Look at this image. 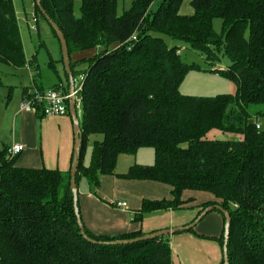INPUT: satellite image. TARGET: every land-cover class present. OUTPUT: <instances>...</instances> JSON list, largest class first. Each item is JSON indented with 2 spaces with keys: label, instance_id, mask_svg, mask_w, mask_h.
<instances>
[{
  "label": "trees",
  "instance_id": "obj_1",
  "mask_svg": "<svg viewBox=\"0 0 264 264\" xmlns=\"http://www.w3.org/2000/svg\"><path fill=\"white\" fill-rule=\"evenodd\" d=\"M120 1L82 0L77 17L74 0H42L66 38L75 86L83 83L77 186L85 178L97 190L102 176L115 175L120 155L152 148L153 165H134L122 177L167 185L171 196L144 200L135 220L191 207L196 198L187 199V192L211 195V201L196 205L198 216L210 206L229 212V264H264V130L257 121L264 112L250 111L264 105V0H190L192 15L180 12L186 0H160L153 11L157 0H137L119 16ZM36 2V16L48 22ZM218 19L220 33L214 28ZM165 37L213 64L226 57L228 66L213 72L234 82L236 93L183 95L185 77L201 69L186 63L182 48L169 47ZM90 50L98 52L72 61L75 53ZM0 62L14 68L27 64L14 0H0ZM213 131L237 137L210 138ZM96 135L103 140L94 142L85 166L87 141ZM8 149L0 151V264H173L169 236L105 245L146 234L98 236L82 220L97 244L85 239L71 171L18 167V156L9 157ZM224 230L219 238L199 237L218 241L223 253Z\"/></svg>",
  "mask_w": 264,
  "mask_h": 264
},
{
  "label": "crops",
  "instance_id": "obj_2",
  "mask_svg": "<svg viewBox=\"0 0 264 264\" xmlns=\"http://www.w3.org/2000/svg\"><path fill=\"white\" fill-rule=\"evenodd\" d=\"M97 52L98 50H90L75 53L72 61L89 59ZM55 72L59 80L58 71ZM42 82V79L40 82L33 79V89L34 87L50 89L58 85L65 87L61 79L57 81L58 83L49 82L46 85ZM33 89L26 88L23 96H18L14 106L0 110V125L7 123L10 125L9 130L13 131V136L8 133L1 137L0 151L14 144H22L25 146V151L18 156L16 163L18 167L34 169L45 167L49 170L68 172L71 169L74 152L72 119L70 116L43 117L22 112L21 100L24 99L27 90ZM215 135L219 136V134ZM154 163V150L141 148L135 154L120 155L115 175L102 176L97 190H94L85 178L80 180L78 184L80 212L85 227L91 233L98 236H119L141 230L144 234H152L186 226L198 216L200 209L196 208V205L212 200V196L208 194L187 192L185 194L187 199L196 198L191 207L179 211H158L145 215L141 222L135 220L144 200H160L171 196V188L167 185L152 181L127 180L122 177L134 165L151 166ZM199 197H203L202 201ZM117 202H126L127 208L117 207ZM205 219L207 224L204 222ZM197 227L199 232L194 230L195 234L186 232L173 235L170 239L172 255L179 246L186 248L184 254H187V258L183 256L184 264H201L199 260L202 261L204 258L208 259L209 264H221L223 256L219 243L214 239L199 236L219 238L224 228L223 214L215 210L209 213ZM193 256L197 257V261L189 260ZM173 264H176L175 255H173Z\"/></svg>",
  "mask_w": 264,
  "mask_h": 264
},
{
  "label": "rangeland",
  "instance_id": "obj_3",
  "mask_svg": "<svg viewBox=\"0 0 264 264\" xmlns=\"http://www.w3.org/2000/svg\"><path fill=\"white\" fill-rule=\"evenodd\" d=\"M136 1L137 0L120 1L117 7V14L121 16L124 12L131 10ZM159 1L160 0H157V2L153 5L152 11L157 9ZM14 4L21 28L27 64L23 68H14L0 62V110L14 106L15 102H17L18 96H23V92L26 88L33 89V79H36L37 82H40L42 79V83H45V85L49 82H59L61 79V81L65 84V87L68 86V78L63 62L61 44L57 36L53 33L51 26L39 14L38 23L35 24L33 22L32 16L36 13L33 0H14ZM81 6L82 0H74V11L77 17L81 15ZM180 12L182 15H192L194 13V9L190 5V0H186L183 3ZM34 25L38 27V31H33L32 27ZM221 26V20H215L214 28L217 33L221 32ZM165 39L169 47L176 45L182 48V58L186 63L196 64L201 69L199 71H191L185 77L180 87V91L183 95L215 97L218 95H233L236 93L237 86L234 82L213 72L215 69H224V67L228 66L230 62L226 57H223L220 62L213 64L212 62L208 61L204 55L193 50L188 45L173 41L169 37H165ZM74 57L75 56H73V58ZM31 63H34V65L31 66ZM54 70L58 71L60 77L59 80ZM79 82L80 80L77 79L76 83ZM250 111L254 115L258 111L264 112V105L251 106ZM78 117L81 122L83 118V108L78 110ZM257 121L260 123L262 130H264V116L258 117ZM9 129L10 125L7 123L0 125V143L1 137L4 135L10 133L13 136V131H10ZM215 134H219V136H216ZM236 137L237 136L234 134H222L219 131H213L210 133V138L235 139ZM102 140V135L89 137L84 159L85 166H88L92 159L94 142ZM199 198L200 201H202L203 197ZM206 220L207 219L204 220L205 224H207ZM196 227L194 228L195 231L199 232L198 227ZM169 238H173V235H171V237L169 236ZM219 245L221 247L220 243ZM178 250H180V252ZM184 252H186V248H179V246L176 247V250L173 254L175 255L176 264H180L181 262V264L185 263L183 256L187 258V254H184ZM178 255L180 257H178ZM196 258V256H193L189 258V260L197 261ZM200 262L201 264H209L208 259L206 260V258H204L202 261L199 260V263Z\"/></svg>",
  "mask_w": 264,
  "mask_h": 264
},
{
  "label": "water",
  "instance_id": "obj_4",
  "mask_svg": "<svg viewBox=\"0 0 264 264\" xmlns=\"http://www.w3.org/2000/svg\"><path fill=\"white\" fill-rule=\"evenodd\" d=\"M37 6L39 7L40 11L42 14L46 17L48 20L49 24L52 26L54 31L56 32L57 38L60 41L61 48H62V57H63V62L65 65V69L67 74L69 75V93L73 94L75 91V80L73 77V74L71 72V58L69 55V50H68V45L66 38L59 28V26L46 14L45 10L42 7V0H37L36 2ZM69 116L72 119L73 122V130H74V156H73V161L71 164V173H70V188L73 192L74 195V206H75V214L77 217V222L79 229L81 230V234L84 236L85 239H88L92 243L97 244L96 241H93L88 238L85 232V228L81 219L80 215V210L78 207V186L76 182V176L78 173L79 169V163H80V158H81V148H82V129H81V122L78 117V112L76 109V99L75 96H72L70 101H69ZM219 211L223 214L225 217V227H224V246H223V257H224V264H229V256H228V242H229V237H230V226H231V216L228 211L224 210L221 206H210L206 208L202 213L198 216V218L191 224L187 226H182V227H177L173 229H166V230H161L152 234H146L145 236L141 238H137L135 240H122V241H116L112 243H105V245H124V244H129V243H134L138 241H144V240H149V239H155V238H160V237H165V236H171V235H176L178 233H183L190 231L191 229H194L209 213L213 211ZM101 244V243H99Z\"/></svg>",
  "mask_w": 264,
  "mask_h": 264
},
{
  "label": "built area",
  "instance_id": "obj_5",
  "mask_svg": "<svg viewBox=\"0 0 264 264\" xmlns=\"http://www.w3.org/2000/svg\"><path fill=\"white\" fill-rule=\"evenodd\" d=\"M33 22L38 23V17L32 16ZM33 31H37L36 25L32 27ZM83 90V83L75 86L73 94L65 91L63 85H58L56 88L40 89L34 87L25 96L21 104V111L35 115H42L43 117H61L69 116V101L72 96L76 99V109L82 107L81 93ZM25 151V146L22 144H14L8 149V155L15 158ZM117 207L127 208L126 202H117Z\"/></svg>",
  "mask_w": 264,
  "mask_h": 264
}]
</instances>
